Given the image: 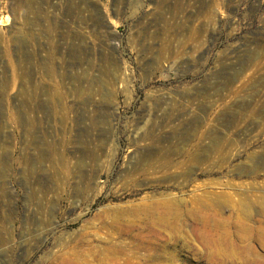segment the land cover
Returning a JSON list of instances; mask_svg holds the SVG:
<instances>
[{
  "label": "rangeland",
  "instance_id": "1",
  "mask_svg": "<svg viewBox=\"0 0 264 264\" xmlns=\"http://www.w3.org/2000/svg\"><path fill=\"white\" fill-rule=\"evenodd\" d=\"M0 264H264V0H0Z\"/></svg>",
  "mask_w": 264,
  "mask_h": 264
},
{
  "label": "bare ground",
  "instance_id": "2",
  "mask_svg": "<svg viewBox=\"0 0 264 264\" xmlns=\"http://www.w3.org/2000/svg\"><path fill=\"white\" fill-rule=\"evenodd\" d=\"M192 194V200L190 201L187 200L185 197L179 199L171 198L165 200L152 199L149 204L145 206L148 209L149 213L143 211L148 217V222H146V226H148V228H152L153 231L159 230L164 233L168 230L180 229L184 225L191 224L193 230L199 234L204 231L211 232L212 236L215 237L213 239L214 244H216L217 246L225 245V247L229 248L238 246V244L243 243V241L240 240H238L237 244L235 243V241L229 243H226V241H224V243L222 238L225 235H227L230 239L231 237H238L234 236V233L232 234V232L229 231L230 229L228 227H226L227 230L221 232V221L220 218H218L219 214H217L215 210H212V208L207 205L206 201L203 200L204 195L196 194L195 190L192 192ZM188 216H193V220H190ZM222 221L224 222L223 219ZM235 221H237L238 225L235 224L234 228H237L238 230L242 229V227L247 224V220H243L238 217H236ZM227 225L231 226L230 222H228Z\"/></svg>",
  "mask_w": 264,
  "mask_h": 264
}]
</instances>
